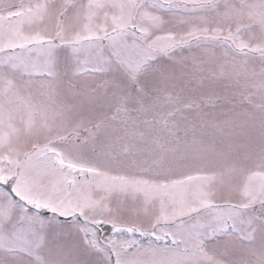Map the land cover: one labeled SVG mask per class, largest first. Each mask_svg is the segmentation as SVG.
<instances>
[{
  "label": "snow or ice",
  "instance_id": "1",
  "mask_svg": "<svg viewBox=\"0 0 264 264\" xmlns=\"http://www.w3.org/2000/svg\"><path fill=\"white\" fill-rule=\"evenodd\" d=\"M0 264H264V0H0Z\"/></svg>",
  "mask_w": 264,
  "mask_h": 264
}]
</instances>
